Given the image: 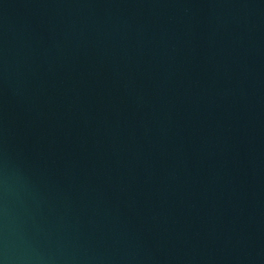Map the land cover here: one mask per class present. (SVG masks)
I'll return each instance as SVG.
<instances>
[{"label": "water", "instance_id": "water-1", "mask_svg": "<svg viewBox=\"0 0 264 264\" xmlns=\"http://www.w3.org/2000/svg\"><path fill=\"white\" fill-rule=\"evenodd\" d=\"M0 264H264V0H0Z\"/></svg>", "mask_w": 264, "mask_h": 264}]
</instances>
